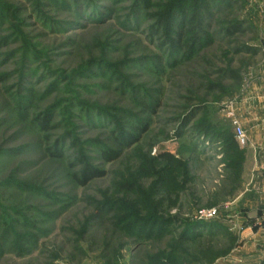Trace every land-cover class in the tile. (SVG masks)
Here are the masks:
<instances>
[{
	"label": "rangeland",
	"instance_id": "374dc122",
	"mask_svg": "<svg viewBox=\"0 0 264 264\" xmlns=\"http://www.w3.org/2000/svg\"><path fill=\"white\" fill-rule=\"evenodd\" d=\"M261 23L264 0H0V264H206L230 237L208 264H260L247 134L234 162L195 127L233 131L221 71L250 77Z\"/></svg>",
	"mask_w": 264,
	"mask_h": 264
},
{
	"label": "crops",
	"instance_id": "0c3cea01",
	"mask_svg": "<svg viewBox=\"0 0 264 264\" xmlns=\"http://www.w3.org/2000/svg\"><path fill=\"white\" fill-rule=\"evenodd\" d=\"M256 46L262 49L259 60L250 77L242 80L235 94V116L245 130L250 147L248 153L251 180L258 184L250 189L255 192L253 200L244 205H255L264 199V23L258 25ZM261 203V202H260Z\"/></svg>",
	"mask_w": 264,
	"mask_h": 264
},
{
	"label": "trees",
	"instance_id": "16d2710c",
	"mask_svg": "<svg viewBox=\"0 0 264 264\" xmlns=\"http://www.w3.org/2000/svg\"><path fill=\"white\" fill-rule=\"evenodd\" d=\"M182 20L181 19H176V23L178 25L179 28L182 27L181 23ZM236 31L238 32H244L245 29L242 28H235ZM249 30V29H248ZM253 32V31H251ZM179 34H181V32H179ZM228 34H232V32H228ZM253 40H255V37L253 38ZM242 52L246 53L247 56H249L250 58L255 56L258 53V49H256L255 47H244L241 49ZM243 64V63H241ZM240 69H225L222 70V74H224L225 78H227L228 80L234 82V83H240L242 81V77H241V73H240ZM212 88V87H211ZM44 123V121H42ZM43 123L41 124L43 127ZM197 129L198 132L204 134V136H206V138H208V140H216L219 141V143H221V148L224 152V154L228 157L229 160L235 162V159L238 157L239 154V147L234 139L233 133L231 131V129H228L226 132H224V130L226 129H218L215 130L213 128H211L210 126H200V127H195ZM45 129V128H43ZM129 142V140L127 138L122 139V142ZM121 142V143H122ZM123 144V143H122ZM158 159L162 160V161H166V160H170L171 161V156L165 153H160L158 155ZM158 159L154 160V163L156 164V166H160V162L158 161ZM84 175L85 180L88 178H94L97 176H101V173H93L90 177H89V172H86ZM80 184H83V182H85L84 180H79ZM214 219L207 221V222H197V221H192L189 226V230L190 232H193V235H199L201 233H207V229L210 228V226H216L214 224ZM213 221V223H211ZM217 227V226H216ZM237 238L236 237H230L227 240V245L224 249H220L217 251H210V250H200L198 252L199 255V259L203 262V263H211L214 260H218L221 258L226 257L227 255H229L231 253V251L234 249L235 244H236ZM260 264H264V259L260 262Z\"/></svg>",
	"mask_w": 264,
	"mask_h": 264
},
{
	"label": "built area",
	"instance_id": "2783aa9c",
	"mask_svg": "<svg viewBox=\"0 0 264 264\" xmlns=\"http://www.w3.org/2000/svg\"><path fill=\"white\" fill-rule=\"evenodd\" d=\"M226 107L228 108L231 106L228 105ZM228 115H229V117L232 118L231 119V125H232V129H233L232 133H233V136H234V139H235L237 145H240V146L245 145L246 144V137H245L243 128L240 125V122L235 117H233V113L229 110H228ZM215 216H216L215 210H209V211L202 210L196 216V220L208 221V220H211L213 218H216Z\"/></svg>",
	"mask_w": 264,
	"mask_h": 264
}]
</instances>
